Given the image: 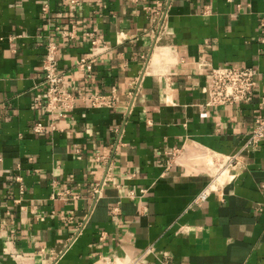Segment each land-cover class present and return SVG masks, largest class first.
Segmentation results:
<instances>
[{
    "label": "crops",
    "instance_id": "1",
    "mask_svg": "<svg viewBox=\"0 0 264 264\" xmlns=\"http://www.w3.org/2000/svg\"><path fill=\"white\" fill-rule=\"evenodd\" d=\"M68 5L0 0V264H103L148 245L173 264H264V139L222 180L210 164L194 172L196 161H178L191 142L223 159L250 132L264 94V0ZM85 31L101 46L90 50ZM47 41L74 90L116 88L120 102L78 101L66 117L49 116L37 105ZM92 54L88 73L72 70ZM221 65L257 71L249 102L202 105L199 89ZM209 182L208 197L191 204ZM141 264L160 263L150 255Z\"/></svg>",
    "mask_w": 264,
    "mask_h": 264
},
{
    "label": "built area",
    "instance_id": "2",
    "mask_svg": "<svg viewBox=\"0 0 264 264\" xmlns=\"http://www.w3.org/2000/svg\"><path fill=\"white\" fill-rule=\"evenodd\" d=\"M69 9L75 10L80 0H68ZM69 35L71 33H68ZM71 36V35H70ZM90 50H95L101 46L100 39L92 32L85 31ZM44 56L41 60L42 71V97L37 100V105L44 110L49 116L66 117L71 112L78 101L83 102L90 108H111L120 102V93L116 88H111L107 92H85L79 93L73 89L71 83L66 79L64 72L58 69L57 45L51 41L45 44ZM95 61L94 54L88 57H78L74 60L72 70L88 73ZM200 67L206 66V63L200 62ZM257 71L250 66L242 65H221L210 66L209 77L204 80L200 87V93L203 95V104L205 106L233 105L249 102L252 98L253 89L256 85ZM253 125L250 132L245 136L242 144L237 152L232 155L219 159L225 166V169L233 167L240 163L243 154L253 151L258 144L264 139V94L260 96L258 106L252 110ZM50 129H54L51 122L48 124ZM46 126L41 121H36L33 125V132L36 134L43 133ZM117 132V129L114 130ZM175 151L166 153L170 163L175 156ZM102 161L106 160L105 155H101ZM104 170L99 182H96L90 190V197L95 200L102 187L106 184L107 175ZM15 180L20 181V177L16 176ZM212 185L211 182L206 184L192 199L191 204L199 205L209 195ZM30 207V206H29ZM30 213L38 217L32 206L29 208ZM82 228L79 224L76 232ZM155 255L160 264H173L169 261L168 255L162 251H157L153 245H148L135 258L127 256H116L107 261L103 258V264H141L148 256Z\"/></svg>",
    "mask_w": 264,
    "mask_h": 264
},
{
    "label": "bare ground",
    "instance_id": "3",
    "mask_svg": "<svg viewBox=\"0 0 264 264\" xmlns=\"http://www.w3.org/2000/svg\"><path fill=\"white\" fill-rule=\"evenodd\" d=\"M151 62H152V60H151ZM147 63H149V62H147ZM201 150H202L201 147H199L196 143H192L191 142L190 144H187L184 147L183 152L181 153V156H179V158H178V161L179 162H183L185 164H190L193 161H196L197 169H195L194 172H196L197 170L203 168L202 166L208 167L207 165L212 163V160H211L212 157L210 159L209 156L207 154H204ZM190 167L192 168V165H190ZM224 170L225 169H222L221 172L224 171ZM229 176H230L229 173H227L226 174V178L229 177ZM223 177H225V176H223Z\"/></svg>",
    "mask_w": 264,
    "mask_h": 264
},
{
    "label": "rangeland",
    "instance_id": "4",
    "mask_svg": "<svg viewBox=\"0 0 264 264\" xmlns=\"http://www.w3.org/2000/svg\"><path fill=\"white\" fill-rule=\"evenodd\" d=\"M212 163L210 164V173L215 175L217 180H222L223 178H226V174L228 173L225 169V166L222 164L221 161H218L215 159H212ZM222 169H225L224 171L221 172ZM225 176V177H223Z\"/></svg>",
    "mask_w": 264,
    "mask_h": 264
}]
</instances>
